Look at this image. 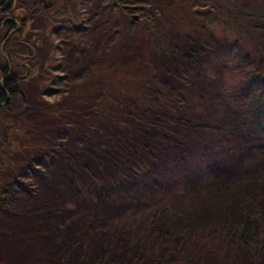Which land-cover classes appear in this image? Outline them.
Masks as SVG:
<instances>
[{
	"label": "rangeland",
	"instance_id": "obj_1",
	"mask_svg": "<svg viewBox=\"0 0 264 264\" xmlns=\"http://www.w3.org/2000/svg\"><path fill=\"white\" fill-rule=\"evenodd\" d=\"M36 1L24 0L33 23L23 39L35 75L18 86L7 113L0 110V264H264L261 241L252 251L235 231L255 204L264 206V123L253 105L264 73L248 86L255 68L243 46L248 40L210 27L209 9L195 10V0H135L142 14L129 17L119 0H44V12ZM166 22L173 23L170 38L195 53L179 61L189 77L173 75L164 58L147 53L151 27L161 32ZM150 56L165 70L167 96L187 88L175 110L173 102L156 106L162 125L129 118V104L121 103L124 89L154 96L144 80L153 76ZM7 61L0 50V69ZM207 73L225 100L222 129L198 107ZM43 100L60 110L46 112ZM147 106L139 104L143 113ZM202 208L219 220V242L196 239L208 234ZM164 209L201 231L186 225L179 239L164 238L158 247L143 230L135 236L146 213Z\"/></svg>",
	"mask_w": 264,
	"mask_h": 264
},
{
	"label": "trees",
	"instance_id": "obj_2",
	"mask_svg": "<svg viewBox=\"0 0 264 264\" xmlns=\"http://www.w3.org/2000/svg\"><path fill=\"white\" fill-rule=\"evenodd\" d=\"M41 1H43V3L46 2L44 0L36 1V8L40 12L43 11ZM50 1H52L54 5L59 3L58 0ZM47 2H49V0H47ZM115 2V4L120 7V12L127 17H129L130 14H140L142 12V8L138 4V1L119 0ZM191 7L199 12H202L206 8L209 10H216L218 12V18L212 17L209 10L205 13V20L210 27H221L223 33L229 39L235 38L234 31H237L240 33V38L245 37L248 40V44L244 43L243 46L248 50L247 52H249L251 59H253V64L255 65L251 77L247 80L248 86L251 88L255 77L260 75V73H264L260 70L261 65H264V0H195ZM32 23L33 19L28 17V11L24 7V0H0V39L3 43L0 46L1 55L6 58V60L12 59V61L15 62L13 63L7 61V67L15 65V71H13L14 73H10L11 70H8L11 69V67H8V69H0V110L4 113H7L10 103L9 99L17 97L18 86H23L26 84L27 79H30L35 75V69L30 67V63L28 61L29 46L23 40L25 39L26 32L30 29ZM75 23L76 22H73V24ZM79 23L82 24L83 20ZM171 27L173 28V23L167 24V22L161 29V32H158L151 27L153 31L152 34H149L150 46L147 53L151 54L152 52H155L159 54V58H164L162 63L173 75L178 77H189V72L183 70L179 61L182 58L187 61H191L192 55H195V53L188 48L187 44V47L181 45L179 39L170 38L169 33L166 32H168L167 30L169 28L171 30ZM213 29L218 30L219 28ZM192 31L193 25L189 24L187 28L184 29L185 36L191 37ZM117 37H119V34H117ZM176 40H178V42ZM231 49H233V47H229V51L233 53L234 50ZM178 52H180V57L177 55ZM211 58L213 57L211 56ZM152 61V56H150V59L146 62V64L153 76L149 79L144 78V80L146 82L145 87H154V96L148 97L147 90L144 88L143 91H130L124 89L120 92V97L122 104H129L125 110V113L129 118L141 119L140 121H144V125H146L147 122H149L148 124L154 123L162 125L165 121L159 114H157L156 106L160 105L165 107L168 104L171 105L173 102V107L170 110H175V108L179 106L177 100L181 99V101H183V94L187 92V88L185 86V92L183 91L181 95L174 93V97L172 95L167 96L165 93V84L162 80V76L165 75V70L158 71L157 65L152 63ZM28 71L31 72L29 76H27ZM210 71L212 72V70ZM207 77L209 79L200 81V84L204 88L205 92L198 98V107H200L203 111L208 110L211 114L209 116L213 125L216 128L222 129V123L226 122V116L224 115L226 105L225 100L221 96L220 89L211 82L209 73H207ZM182 80L186 81L185 78ZM134 94L135 96L133 98ZM138 95L140 96L139 100H137ZM156 100L159 101L158 104H156ZM75 102L82 103L80 100ZM140 102L148 104L147 109L144 112L146 117L143 110L139 108ZM115 103L117 102L114 101L113 105H118ZM258 104L260 105L259 113L262 116L264 123V91L258 90L255 98L253 99V105L257 106ZM43 108L46 112L50 113L60 110L59 106L52 103V100H43ZM234 116L238 119V113L234 114ZM6 125L9 127L10 131L13 132L14 126H12L11 123ZM257 127L263 129V126L260 125H257ZM18 128L20 135H22L24 131L25 133L23 136H27L26 134H28L29 130L27 126H23V124H21ZM254 190L255 188L250 191L253 193ZM4 194H6V192L0 190V195ZM249 198L253 199L254 196L252 197V195H249ZM246 200V198H243L242 201L239 202L240 205L242 206ZM166 210L167 209L161 211L155 210L153 212L146 213L145 216H143V220H140L136 226V231H138V233L135 231V236L143 230L145 240L156 242V247H158L164 238L170 240L179 239L180 229L184 228L186 225H188L187 228H198V230L201 231L202 226L195 225L194 227H191L193 225H190V223L186 221H180L181 219L179 216L177 217V214L174 215L173 212L170 216H168L169 214L165 213ZM209 210H213L214 212L215 208L212 207ZM209 210L202 208L198 212V215L204 216V213H206L210 216V219L206 222L203 221V228L206 231L208 230V234L204 237L199 236V238H196L203 244L206 240L219 242L222 236V232L218 224L219 220L216 216L212 217V213ZM146 218L147 220H145ZM221 220L225 226V231L232 228L229 225H226L227 220L223 216ZM164 221L167 222L164 224ZM235 231H237L236 233L242 244L248 249L252 251L255 250L258 243L261 241L262 250H264V206L261 208L259 204H255L251 217H248L243 222H240L239 227L235 228ZM150 251L149 247H147L146 253L149 254ZM104 255L105 254L103 253V256ZM158 257L161 256H157V258ZM157 261H159V259H156V261L152 264H157Z\"/></svg>",
	"mask_w": 264,
	"mask_h": 264
},
{
	"label": "flooded vegetation",
	"instance_id": "obj_3",
	"mask_svg": "<svg viewBox=\"0 0 264 264\" xmlns=\"http://www.w3.org/2000/svg\"><path fill=\"white\" fill-rule=\"evenodd\" d=\"M42 2V6H43V11H46V9H48V7L46 6V2H44L43 3V1H41ZM49 3V2H48ZM136 14V13H135ZM7 69H8V67H7ZM8 70H11L10 71V73H14L13 71H12V69H8Z\"/></svg>",
	"mask_w": 264,
	"mask_h": 264
}]
</instances>
